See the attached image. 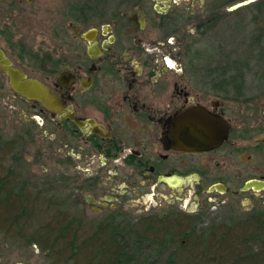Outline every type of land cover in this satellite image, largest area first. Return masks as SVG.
I'll return each mask as SVG.
<instances>
[{
  "label": "flooded vegetation",
  "instance_id": "af4514ba",
  "mask_svg": "<svg viewBox=\"0 0 264 264\" xmlns=\"http://www.w3.org/2000/svg\"><path fill=\"white\" fill-rule=\"evenodd\" d=\"M178 1L127 0L102 21L101 3L0 0V48L60 104L56 112L11 88L25 106L4 100L19 127L10 140L38 146L21 174L51 222L85 230L156 221L192 232L264 212V89H248L242 74L194 72L186 50L221 13L200 18ZM42 15L51 32L38 36ZM90 15L97 24L86 25ZM5 80L0 70V102ZM195 123L215 129L218 146L182 148L196 142ZM8 241L21 244L20 259L0 249V264H55L50 250Z\"/></svg>",
  "mask_w": 264,
  "mask_h": 264
},
{
  "label": "trees",
  "instance_id": "16d2710c",
  "mask_svg": "<svg viewBox=\"0 0 264 264\" xmlns=\"http://www.w3.org/2000/svg\"><path fill=\"white\" fill-rule=\"evenodd\" d=\"M20 146L0 135V235L52 251L55 264H264V212L192 232L156 221L85 230L51 222L47 203L26 188ZM7 155L14 163L1 169Z\"/></svg>",
  "mask_w": 264,
  "mask_h": 264
},
{
  "label": "rangeland",
  "instance_id": "374dc122",
  "mask_svg": "<svg viewBox=\"0 0 264 264\" xmlns=\"http://www.w3.org/2000/svg\"><path fill=\"white\" fill-rule=\"evenodd\" d=\"M242 1L245 0H207V6L201 9L199 7L200 0H179L177 10L184 11L186 8L187 12L195 11L200 18H207L215 12L221 13L219 21L214 26H207L203 31H198L195 34L193 43L186 50L184 57L196 59L194 62L195 73H222L224 71L230 74H242L245 76L248 89H264V0H258L236 11H228V8ZM71 3L79 7L85 6L86 9H93L96 4L101 3V10L106 12V17L102 18V21L109 18L107 15L114 5H123L121 8L124 9L128 7L127 0H71ZM41 17L43 21L36 27L38 36H44L51 32V21L45 15ZM99 19L91 16L86 25L93 26L97 24ZM69 21L72 22V18ZM70 33L71 44L74 42L72 37L74 32L70 29ZM27 68L29 71L30 66ZM2 93L5 99L2 97L0 102L4 104L0 105L3 107L0 111V135L7 142L11 141L10 139L17 133L19 127L11 119L12 115L9 114V107L5 105L4 100L9 106L20 105L23 108L25 105L15 99L8 80H5V88ZM37 148V145L31 144L20 146L21 167L27 170L32 168L30 161ZM7 149H10L8 145ZM11 156H6L5 161L1 164V169H8L9 166L13 165ZM36 167L37 174L41 175L38 178H45L39 166ZM26 178L29 179V177ZM6 237L4 234L0 235V249H10L11 251L13 249L11 258L13 260L20 259L14 249H21V244L15 247ZM30 249L37 248L32 246ZM35 264H45L44 258L37 257Z\"/></svg>",
  "mask_w": 264,
  "mask_h": 264
},
{
  "label": "water",
  "instance_id": "95a60500",
  "mask_svg": "<svg viewBox=\"0 0 264 264\" xmlns=\"http://www.w3.org/2000/svg\"><path fill=\"white\" fill-rule=\"evenodd\" d=\"M258 0H245L240 3H237L230 8L229 12L236 11L242 7L248 6L252 3H255ZM89 39V37L87 36ZM0 70L8 78L9 86L12 91L19 97L25 98L27 100H37L45 108L52 109L56 112L58 111V106L60 105L56 100V97L53 96L50 90L40 81L31 78L26 72L15 67L13 63L6 56L5 52L0 48ZM191 134L192 138H195V143L181 145L184 149H196L202 150L203 148H215L218 146V137L215 134V129L210 126L201 127L199 125L192 126ZM228 129L225 131V138L227 136ZM171 139L174 143V130L171 133ZM177 146V145H174Z\"/></svg>",
  "mask_w": 264,
  "mask_h": 264
}]
</instances>
